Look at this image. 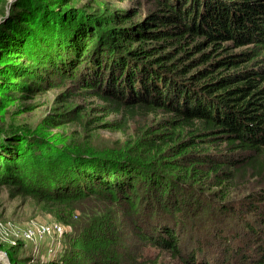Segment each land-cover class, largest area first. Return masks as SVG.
<instances>
[{"label":"trees","instance_id":"16d2710c","mask_svg":"<svg viewBox=\"0 0 264 264\" xmlns=\"http://www.w3.org/2000/svg\"><path fill=\"white\" fill-rule=\"evenodd\" d=\"M148 1L156 9L143 23L83 15L67 0L50 2L57 11L39 6L29 19L31 36L13 53L27 64L6 71L23 92L69 86L98 99L104 116L120 117L102 122L111 131L127 129L137 116L153 119L127 154L60 152L38 182L44 187L15 170L12 152L0 153V187L11 194L57 207L102 205L96 219L87 217L98 223L85 227L68 260L54 264H159L147 248L181 264H209L199 261L205 241L223 240L238 256L242 231L264 247V211L254 207L261 195L249 196L254 208L245 212L230 201L243 176L264 174V0ZM81 116L72 113L71 120ZM8 140L0 141V152ZM218 217L243 221V229L226 236ZM201 220L210 221L205 236L193 227ZM125 236L135 237L139 253ZM183 236L191 239L188 250ZM259 260L264 264V249Z\"/></svg>","mask_w":264,"mask_h":264},{"label":"rangeland","instance_id":"374dc122","mask_svg":"<svg viewBox=\"0 0 264 264\" xmlns=\"http://www.w3.org/2000/svg\"><path fill=\"white\" fill-rule=\"evenodd\" d=\"M52 0L34 1L20 0L7 20L0 25V141L7 142L0 153L12 152L8 158L14 162V168L18 173L25 172L32 177L33 184L46 178L47 173L55 168L54 161L58 160L56 155L60 152L67 154L68 149H74L83 154V150L99 151L102 153L115 151V153H129L144 126L152 122V118L137 116L133 119L127 129L111 131L105 129L102 122L119 120L117 115L104 116L98 109L101 102L89 97H81L77 91L68 88L56 87L43 92H23L10 84L7 78V69L11 65L22 67L26 60L21 56L13 55L15 50L24 45L32 31L29 19L37 15L38 7L49 11H57L52 7ZM67 8L74 9L83 15L121 14L131 17L135 23H143L156 9L155 4L148 0H67ZM9 0H0V17L8 8ZM34 34V32H33ZM36 34H38L36 32ZM230 47V45H227ZM231 48H233L231 46ZM237 50V51H243ZM13 51V52H10ZM264 55V53L262 54ZM253 63L246 64L240 69L251 68ZM229 71H234L229 69ZM82 112L79 120H71L72 113ZM79 121V122H78ZM76 152V151H75ZM7 167H10L7 166ZM12 167V166H11ZM39 184V183H38ZM44 187V184L40 183ZM253 193L261 195L262 200L254 206L264 211V174L262 177H252L248 174L243 176L230 201L238 204L244 212L250 207L249 196ZM102 205L95 203H76L70 206L57 207L52 204L37 202L30 198L17 196L8 188L0 187V264H54L60 260H68L72 253L73 243L81 238L82 232L87 225H94L97 221L91 220L99 216ZM248 221L255 224L254 216L248 212L244 214ZM226 227L228 234L232 236L236 231L242 230L243 221L238 219H225L218 217ZM210 221H194V228L199 230V235H206L205 230L209 228ZM217 223V221H215ZM127 221L119 225L121 233L126 232ZM42 226L51 229L56 226L61 232L51 231L47 236L40 238L29 232H37ZM192 227L191 224H189ZM260 224H257L258 228ZM238 227L240 229H238ZM196 230V229H195ZM243 246L238 256L232 255L231 244L222 245L221 242L206 240V251L199 250V261H209V264H261L260 257L264 247L256 244L251 234L241 232ZM124 235V234H123ZM186 250L190 246V238H185ZM238 241L232 242L237 245ZM263 242V241H262ZM251 243V244H250ZM124 244H135V253H139L141 245L134 236H125ZM250 244V245H249ZM198 247L194 243L191 246ZM239 246V245H238ZM210 247V248H207ZM190 248V247H189ZM228 249V251H227ZM231 250V252H230ZM145 252L152 261L158 259L159 264H181L179 259L169 253L155 251L147 248ZM16 263H11L10 259ZM64 258V259H63Z\"/></svg>","mask_w":264,"mask_h":264},{"label":"built area","instance_id":"2783aa9c","mask_svg":"<svg viewBox=\"0 0 264 264\" xmlns=\"http://www.w3.org/2000/svg\"><path fill=\"white\" fill-rule=\"evenodd\" d=\"M51 231H56V232L60 231L61 232V229L56 227V226H54L52 229L48 226H42V227H40V229L37 230L36 233L32 232V231H30L29 233L31 235H37L40 238H43V237L47 236L49 233H51Z\"/></svg>","mask_w":264,"mask_h":264},{"label":"water","instance_id":"95a60500","mask_svg":"<svg viewBox=\"0 0 264 264\" xmlns=\"http://www.w3.org/2000/svg\"><path fill=\"white\" fill-rule=\"evenodd\" d=\"M10 1V5H8V9L6 10V16L8 15V13H9V11H10V8H11V6L13 5V3L16 1V0H9ZM1 21H2V17H0V23H1Z\"/></svg>","mask_w":264,"mask_h":264}]
</instances>
